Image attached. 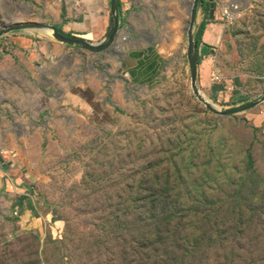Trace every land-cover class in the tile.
Instances as JSON below:
<instances>
[{"label":"rangeland","instance_id":"374dc122","mask_svg":"<svg viewBox=\"0 0 264 264\" xmlns=\"http://www.w3.org/2000/svg\"><path fill=\"white\" fill-rule=\"evenodd\" d=\"M216 1L224 25L202 39L197 87L229 110L264 95V0ZM174 20L164 74L132 89L112 130L43 114L44 141L29 145L38 223L2 214L0 264H264V134L252 122L264 102L230 117L208 110L191 85L190 16ZM122 52L77 49V81L110 80Z\"/></svg>","mask_w":264,"mask_h":264},{"label":"crops","instance_id":"0c3cea01","mask_svg":"<svg viewBox=\"0 0 264 264\" xmlns=\"http://www.w3.org/2000/svg\"><path fill=\"white\" fill-rule=\"evenodd\" d=\"M117 2L121 65L110 80L100 84L91 79L86 82L83 76L77 81V48L39 29L17 30L0 38V217L17 213L15 222L21 228L38 223L31 193L34 176L29 173L33 172L29 145L44 141L40 134L46 119H41L43 114L66 122L65 128H75L72 122L78 119L90 127L112 130L130 104L132 89L160 81L168 63L163 51L166 26L174 25L173 18L190 16L194 0ZM9 6L14 9L10 11L19 6L17 13L9 15L14 22L46 19L61 35L93 45L106 43L114 28L110 0H0V15ZM223 15L218 1L201 0L196 29L207 21L202 37L205 43L210 32L224 25ZM166 17L171 18L169 23ZM180 25L178 21L176 27ZM252 117L253 125L264 134V110Z\"/></svg>","mask_w":264,"mask_h":264},{"label":"water","instance_id":"95a60500","mask_svg":"<svg viewBox=\"0 0 264 264\" xmlns=\"http://www.w3.org/2000/svg\"><path fill=\"white\" fill-rule=\"evenodd\" d=\"M200 3H201V0H194L193 7L190 13V22H189V29H188V34H189L188 64H189V70H190L192 90L195 96L202 104H204L207 107L208 110H210L214 114L221 116V117H230L236 114L246 112L248 110H251L259 106L261 103L264 102V95L260 100H257L256 102H253L246 106L232 108L229 110H218L214 105L210 104V102L207 101L202 96L201 92L198 90V87H197L198 64H197V58H196V47H197L196 46V25H197V20H198V12H199ZM110 6H111V12L113 14V19H114V28L107 42L104 44L93 45L85 41L70 39V38H67L61 35L57 31V28L52 24H48L44 22H32V21L13 22V23H9V24L1 26L0 27V38L13 31L23 30V29H39L42 32L51 30L53 31L52 37L56 41L62 44H65L66 46L75 47L81 50H87L95 54L105 53L111 50L114 45H117L120 42L121 30H122L121 25H120L119 6H118L117 0H110Z\"/></svg>","mask_w":264,"mask_h":264},{"label":"trees","instance_id":"16d2710c","mask_svg":"<svg viewBox=\"0 0 264 264\" xmlns=\"http://www.w3.org/2000/svg\"><path fill=\"white\" fill-rule=\"evenodd\" d=\"M206 27H207V21H205L203 23V25L201 26L200 30L196 33V58H197V64H200L202 62V59L200 58V56L198 55V51H199V48H200V45H202V37L205 33V30H206ZM209 48L210 46L208 45H204L203 49H202V52H203V55H208L209 54Z\"/></svg>","mask_w":264,"mask_h":264},{"label":"bare ground","instance_id":"6f19581e","mask_svg":"<svg viewBox=\"0 0 264 264\" xmlns=\"http://www.w3.org/2000/svg\"><path fill=\"white\" fill-rule=\"evenodd\" d=\"M233 5V4H232ZM237 5V4H236ZM236 7L237 6H233L232 8H231V10H228V8L229 7H227V11L228 12H231V15H234V13H235V9H236ZM239 8V7H238ZM238 10V9H237ZM237 13V12H236ZM236 15V14H235ZM45 33H47L48 34V36H50V37H52V35H53V31H51V30H47Z\"/></svg>","mask_w":264,"mask_h":264},{"label":"built area","instance_id":"2783aa9c","mask_svg":"<svg viewBox=\"0 0 264 264\" xmlns=\"http://www.w3.org/2000/svg\"><path fill=\"white\" fill-rule=\"evenodd\" d=\"M233 6H235V5H229V6H227V7H229L228 10H231V8H232ZM227 7L225 8V13H227V15H228V14L231 15V12H228V11H227ZM237 8H238V7H236V9H237ZM236 9H235V10H236ZM216 79L218 80V78H216ZM15 215H17V213H15Z\"/></svg>","mask_w":264,"mask_h":264}]
</instances>
